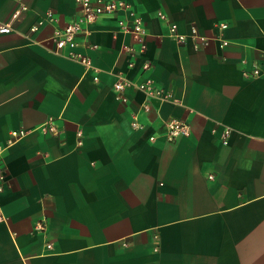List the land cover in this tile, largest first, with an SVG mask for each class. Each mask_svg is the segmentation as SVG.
Segmentation results:
<instances>
[{"label": "crops", "instance_id": "0c3cea01", "mask_svg": "<svg viewBox=\"0 0 264 264\" xmlns=\"http://www.w3.org/2000/svg\"><path fill=\"white\" fill-rule=\"evenodd\" d=\"M122 1L143 50L126 11L59 51L74 0H0V264H264V0Z\"/></svg>", "mask_w": 264, "mask_h": 264}, {"label": "built area", "instance_id": "2783aa9c", "mask_svg": "<svg viewBox=\"0 0 264 264\" xmlns=\"http://www.w3.org/2000/svg\"><path fill=\"white\" fill-rule=\"evenodd\" d=\"M78 6V13L68 20L61 28L57 29L54 32L53 39L55 46L59 51H62L64 48H74L78 44L77 37L81 34H88L90 32V26L96 23L101 16L115 14L117 12L126 11V16L118 19V26L122 31L128 32L137 42L140 43V49H145V36L147 35V30L144 26L142 18L138 15L130 5L122 0H74ZM49 20L53 19V13H46ZM162 17L163 14H160ZM18 12L12 14V18H17ZM41 24V21H38L30 26L31 31H35L38 26ZM222 27L225 26V23L220 24ZM12 30V27L8 23L0 24V32H9ZM169 31L171 35L175 36L177 41L180 42L183 40L184 35L176 33V24L171 23L169 25ZM190 35L199 37L195 27L191 28ZM201 43H205L204 37H199ZM68 55L70 57H76L79 59L85 67L91 66L90 58L84 54L76 53L75 51H69ZM127 86V82L123 80H117L114 83V90L116 92V99L124 101L126 98L120 94V91ZM142 85L141 87H143ZM169 94L166 93V97ZM132 124L137 126V122L133 121ZM165 127V137L168 141H174L180 136H186L189 134V126L184 120L179 118H169L163 121ZM53 129L52 126L49 127ZM26 131L24 129H11L10 134L12 140L21 137ZM229 133V129L224 130V136L222 142H226V136ZM153 139V136L150 137ZM10 140V141H12ZM6 145L0 144V191L3 189L4 182L7 177L6 166L2 161V152L5 149ZM213 175L209 174L211 178ZM1 219V216H0Z\"/></svg>", "mask_w": 264, "mask_h": 264}]
</instances>
